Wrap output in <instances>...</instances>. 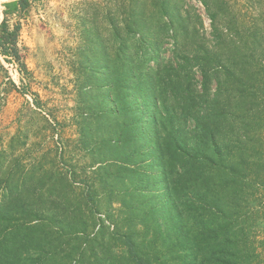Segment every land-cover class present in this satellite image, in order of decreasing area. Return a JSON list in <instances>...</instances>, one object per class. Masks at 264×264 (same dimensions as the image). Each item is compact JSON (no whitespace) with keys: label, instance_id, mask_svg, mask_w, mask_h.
Listing matches in <instances>:
<instances>
[{"label":"trees","instance_id":"trees-1","mask_svg":"<svg viewBox=\"0 0 264 264\" xmlns=\"http://www.w3.org/2000/svg\"><path fill=\"white\" fill-rule=\"evenodd\" d=\"M29 1L7 2L4 13ZM202 2L211 38L200 45L196 27L174 18L165 25L170 57L165 37L143 33L141 51L123 40L99 66L107 73L99 85L106 118L97 120L109 128L107 152L116 160L98 173L124 181L123 204L146 230L154 222L170 258L155 262L160 257L136 242L132 228L116 224L110 239L126 252L110 256L115 264L264 262V6ZM18 31L7 16L0 24L2 55L20 62ZM10 153L0 147V264H83L107 229L102 222L95 233L84 222L79 230L80 219L99 209L94 184L78 191L66 166L32 168ZM119 161L134 179L118 173Z\"/></svg>","mask_w":264,"mask_h":264},{"label":"rangeland","instance_id":"rangeland-1","mask_svg":"<svg viewBox=\"0 0 264 264\" xmlns=\"http://www.w3.org/2000/svg\"><path fill=\"white\" fill-rule=\"evenodd\" d=\"M10 1L13 0L0 4V24L7 16L11 28L19 27L17 47L21 60L6 58L0 51V147L28 167L66 166L77 180L78 191L86 190L87 183L94 184L99 209L95 216L85 214L80 219L79 230L85 228L84 222L95 233L102 222L107 229L97 238L99 243L87 250L83 264H93L94 259L101 264H115L116 259L110 256L125 254L120 240L110 239L116 224L124 231L132 228L136 242L160 257L153 255L152 260L169 261L168 253H163L165 247L156 241L154 222L148 221L146 230L123 204L124 181L111 176L102 181L98 173L97 168L110 162L111 157L116 160L114 153L107 152L109 128L99 127L97 120L106 118L101 115L105 105L100 103L99 94L104 89L99 85L106 84L107 73L99 66L105 54L114 55L123 40L134 41V47L141 51L143 33L165 37L162 53L170 57L171 30L165 25L174 18L187 19L191 28L196 27L197 44L204 37L211 38V20L202 0H30L25 7L6 15L4 4ZM209 1L264 6V0ZM250 14L246 12V16ZM119 162L123 164L116 167L121 172L114 171L123 175L125 163ZM123 176L126 181L135 178ZM93 251L98 256L93 257Z\"/></svg>","mask_w":264,"mask_h":264},{"label":"bare ground","instance_id":"bare-ground-1","mask_svg":"<svg viewBox=\"0 0 264 264\" xmlns=\"http://www.w3.org/2000/svg\"><path fill=\"white\" fill-rule=\"evenodd\" d=\"M2 1H5V0H0V4H1ZM6 1H7V0H6ZM4 3H5V2H4Z\"/></svg>","mask_w":264,"mask_h":264}]
</instances>
